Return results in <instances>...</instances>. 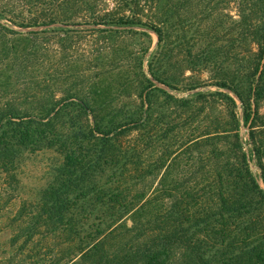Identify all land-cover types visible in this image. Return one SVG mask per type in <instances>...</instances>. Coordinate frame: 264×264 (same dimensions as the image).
Here are the masks:
<instances>
[{
	"label": "trees",
	"instance_id": "obj_1",
	"mask_svg": "<svg viewBox=\"0 0 264 264\" xmlns=\"http://www.w3.org/2000/svg\"><path fill=\"white\" fill-rule=\"evenodd\" d=\"M59 1L65 5L59 12L44 19L35 16L19 26L49 27L58 21L68 22V7L77 0ZM109 1L117 5V10L104 14L87 3L93 6L90 13L96 23L112 20L122 25L142 24L162 38L159 19L143 21L141 16L144 8L139 3L152 0H105ZM254 24L257 49L247 72L251 81L247 96L227 81L219 85L234 91L244 105L243 124L250 130V154L245 150L236 113L235 132L230 135L227 129L217 130L215 135L197 132L196 126L190 136L179 141L174 131L177 125L167 122L171 126L158 136L160 140L174 137L177 148L187 146L152 159L155 102L151 94H140V113L125 121H106L79 97L78 89L74 95L58 99L33 92L41 113L33 117L34 124L23 130L16 127V134L0 135V163L6 167L14 158L15 148L25 145L56 146L64 161L55 169V177L42 190L39 201L24 204L20 210L21 217L26 216L19 227L27 231L25 243L39 234L41 240L54 234L61 253L55 264H264V189L250 163L255 156L264 183V11L261 21ZM222 94L236 106L234 97ZM75 99H80L88 126L80 123L79 129L60 134L54 119ZM29 115L26 107L6 104L0 110V130L8 119ZM160 116L164 119L163 111ZM75 141L78 147H73ZM182 152L198 156L187 161L181 159ZM227 153L232 158L227 159ZM164 167L159 185L153 188L157 171Z\"/></svg>",
	"mask_w": 264,
	"mask_h": 264
},
{
	"label": "rangeland",
	"instance_id": "obj_2",
	"mask_svg": "<svg viewBox=\"0 0 264 264\" xmlns=\"http://www.w3.org/2000/svg\"><path fill=\"white\" fill-rule=\"evenodd\" d=\"M87 3L95 5V11H102L101 14L117 10L112 1L77 0L68 7V22L26 28L19 24L29 23L35 16L44 19L65 5L59 0H0V110L12 103L26 107L32 114L8 119L0 135L16 134V127L23 130L34 124L33 117L41 110L34 102L33 92L58 99L72 96L78 89L79 97L106 121H125L140 113V94H151L155 102L152 159L187 146L177 148L174 137L160 140L158 136L171 126L167 122L177 125L174 131L179 141L190 136L196 126L197 132L215 135V131L227 129L230 135L235 132L233 113L240 122L245 150L252 152L250 130L243 124L244 105L234 91L219 85L227 81L247 96L251 84L247 72L257 49L253 26L263 17L264 0L141 1L143 21L159 19L161 39L142 24L122 25L112 20L96 23L90 13L93 6ZM42 30L46 32H32ZM154 73L166 80L156 79ZM222 93L234 97L236 106ZM79 100L58 112L54 119L56 132L66 135L79 129L80 123L88 126ZM162 111L164 119L160 116ZM89 120L92 124L93 119ZM78 145L75 141L73 147ZM184 153L181 159L189 161L193 156ZM229 156L232 158L227 153V159ZM63 161L64 155L56 146L25 145L15 148L14 158L6 167L0 163V264H48L50 260L55 264L61 256L54 234L45 240L39 234L25 243L27 231L19 227L26 218L21 217V208L39 201ZM250 163L264 189L257 158L251 156ZM164 171L165 167L157 171L153 188L159 185Z\"/></svg>",
	"mask_w": 264,
	"mask_h": 264
}]
</instances>
